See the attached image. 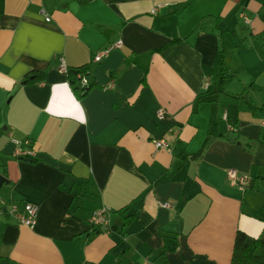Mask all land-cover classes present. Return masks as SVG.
Segmentation results:
<instances>
[{
    "label": "crops",
    "instance_id": "0c3cea01",
    "mask_svg": "<svg viewBox=\"0 0 264 264\" xmlns=\"http://www.w3.org/2000/svg\"><path fill=\"white\" fill-rule=\"evenodd\" d=\"M1 177L40 210L0 215V264H232L264 241V0H0Z\"/></svg>",
    "mask_w": 264,
    "mask_h": 264
},
{
    "label": "built area",
    "instance_id": "2783aa9c",
    "mask_svg": "<svg viewBox=\"0 0 264 264\" xmlns=\"http://www.w3.org/2000/svg\"><path fill=\"white\" fill-rule=\"evenodd\" d=\"M155 12V10H153ZM246 23H249V19L242 15ZM45 20L49 22L51 18L46 15ZM122 43L121 41H117L107 49H105L102 53H99L97 56H95V61L99 62L102 57L114 49L121 48ZM61 69L66 71V67L64 62H61ZM81 85L82 87H88L89 80L87 76H83L81 79ZM159 117L161 119L164 118L163 111L159 112ZM154 145L157 150L160 149H167L169 147L168 142L165 139H156L154 140ZM34 155V153L28 152L25 157L31 158ZM227 177L229 181L233 184L239 187L240 190L245 191L248 188V185L251 182V178L248 176H244L239 174L236 170L230 169L227 172ZM164 207H168V205L164 204ZM40 207L37 204L33 203H26L24 204L22 209H19L17 205H12L7 210H0V215H7L12 219H15L19 224L33 228L37 224L38 214H39ZM110 210L107 208H101L99 210H96L90 219V224L93 227H96L100 230L106 231L109 228L110 224Z\"/></svg>",
    "mask_w": 264,
    "mask_h": 264
},
{
    "label": "trees",
    "instance_id": "16d2710c",
    "mask_svg": "<svg viewBox=\"0 0 264 264\" xmlns=\"http://www.w3.org/2000/svg\"><path fill=\"white\" fill-rule=\"evenodd\" d=\"M219 81L220 83L231 76L228 68L224 64V55L221 52L219 62ZM88 67L80 68H68L67 78L70 86L77 94L78 97H85L90 89L91 83L88 87H82L81 79L83 76L88 77ZM27 159L24 157V160ZM29 161H34L33 159H27ZM232 264H264V241L260 238H253L248 236L243 232H237L234 250L232 255Z\"/></svg>",
    "mask_w": 264,
    "mask_h": 264
},
{
    "label": "water",
    "instance_id": "95a60500",
    "mask_svg": "<svg viewBox=\"0 0 264 264\" xmlns=\"http://www.w3.org/2000/svg\"><path fill=\"white\" fill-rule=\"evenodd\" d=\"M3 180H5V179L1 177V178H0V181L2 182ZM1 182H0V183H1Z\"/></svg>",
    "mask_w": 264,
    "mask_h": 264
}]
</instances>
